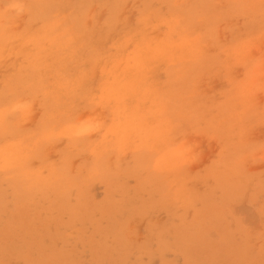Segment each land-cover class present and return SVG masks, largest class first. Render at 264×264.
I'll use <instances>...</instances> for the list:
<instances>
[{
  "label": "rangeland",
  "instance_id": "374dc122",
  "mask_svg": "<svg viewBox=\"0 0 264 264\" xmlns=\"http://www.w3.org/2000/svg\"><path fill=\"white\" fill-rule=\"evenodd\" d=\"M8 3L0 264H264V0Z\"/></svg>",
  "mask_w": 264,
  "mask_h": 264
},
{
  "label": "clouds",
  "instance_id": "9594fccd",
  "mask_svg": "<svg viewBox=\"0 0 264 264\" xmlns=\"http://www.w3.org/2000/svg\"><path fill=\"white\" fill-rule=\"evenodd\" d=\"M2 2V0H0ZM21 6L16 3H8L2 9H0V17L5 16L10 10L18 9ZM146 55L151 56V51H147ZM16 108H0V135H3L4 128L2 127L4 119L7 115L15 112ZM23 150V146L19 142H5L0 143V169H3L9 165V160Z\"/></svg>",
  "mask_w": 264,
  "mask_h": 264
}]
</instances>
